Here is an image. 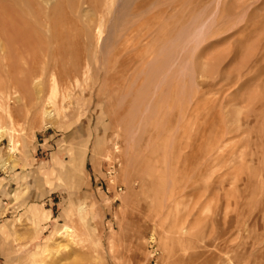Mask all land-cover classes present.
<instances>
[{"label": "rangeland", "instance_id": "obj_1", "mask_svg": "<svg viewBox=\"0 0 264 264\" xmlns=\"http://www.w3.org/2000/svg\"><path fill=\"white\" fill-rule=\"evenodd\" d=\"M39 251L264 264V0H0V264Z\"/></svg>", "mask_w": 264, "mask_h": 264}, {"label": "bare ground", "instance_id": "obj_2", "mask_svg": "<svg viewBox=\"0 0 264 264\" xmlns=\"http://www.w3.org/2000/svg\"><path fill=\"white\" fill-rule=\"evenodd\" d=\"M49 114V113H48ZM7 117L8 118H11V114H10V111L8 112V110H7ZM12 129V128H11ZM10 131V130H9ZM10 149L12 150V151H15V147H14V143H13V141H12V139H10ZM82 216V215H81ZM83 218V217H82ZM226 231V230H225ZM58 233H60V234H62V233H66V234H68V235H71V234H69V233H72V229L70 228V227H66L65 229H63V230H61L60 232H58ZM74 234V233H73ZM72 236V235H71ZM45 258H44V255H43V253L41 252V251H39V253L38 254H33V264H45Z\"/></svg>", "mask_w": 264, "mask_h": 264}, {"label": "crops", "instance_id": "obj_3", "mask_svg": "<svg viewBox=\"0 0 264 264\" xmlns=\"http://www.w3.org/2000/svg\"><path fill=\"white\" fill-rule=\"evenodd\" d=\"M69 172L73 173V170L72 169H69ZM36 215H37V213L36 212H33V216H35V218H36ZM42 215H43V213H42Z\"/></svg>", "mask_w": 264, "mask_h": 264}]
</instances>
